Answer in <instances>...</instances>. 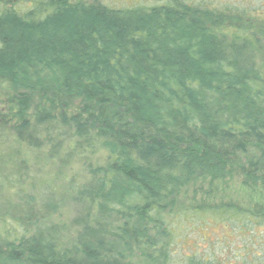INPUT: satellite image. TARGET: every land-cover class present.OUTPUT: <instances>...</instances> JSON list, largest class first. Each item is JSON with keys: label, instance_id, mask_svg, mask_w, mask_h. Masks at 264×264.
Instances as JSON below:
<instances>
[{"label": "trees", "instance_id": "obj_1", "mask_svg": "<svg viewBox=\"0 0 264 264\" xmlns=\"http://www.w3.org/2000/svg\"><path fill=\"white\" fill-rule=\"evenodd\" d=\"M10 1L0 0V131L46 164L18 154L0 169V189L22 192L0 198V223L12 219L0 264H173L188 215L249 231L255 248L240 262L264 264L254 238L264 206L182 200L207 178L264 176V19H251L264 11L27 0L21 12ZM55 165L59 194L45 180ZM184 264L213 263L195 253Z\"/></svg>", "mask_w": 264, "mask_h": 264}, {"label": "rangeland", "instance_id": "obj_2", "mask_svg": "<svg viewBox=\"0 0 264 264\" xmlns=\"http://www.w3.org/2000/svg\"><path fill=\"white\" fill-rule=\"evenodd\" d=\"M102 5L110 9L127 10L133 8L151 7L158 0H98ZM196 1V0H195ZM211 6L222 4H232L234 7L243 11H264V0H203ZM17 9L21 12H27L30 8L27 0H11ZM10 6V3L8 4ZM264 19V15L251 16V19L258 20ZM254 24H256L254 22ZM0 100H4L0 97ZM3 105L0 103V110H3ZM8 132L0 131V169L3 174L8 175L12 172L11 168L15 166L14 161L16 156L22 155L26 157V164L33 162L39 158H35L34 154H27V150L21 148L18 152L16 148H12L10 144ZM12 140V139H11ZM33 160V161H32ZM40 163L46 164L44 155L41 157ZM38 167V166H37ZM30 179L39 180V169L29 168ZM28 171V169H27ZM53 173L50 176H45V180L56 182L57 193L64 192L66 190V182L59 181L57 165L55 167H49L47 172ZM57 177V181H55ZM258 178V179H257ZM256 179L245 180L241 178L237 172H229L226 176L221 178L202 180L196 187L188 189L185 196L182 198L186 206L206 204H220V203H235L244 209H251L256 205L264 206V176L257 177ZM51 184V182H47ZM1 184H7L4 180ZM34 186H36V181ZM31 186H28L30 189ZM38 189V188H37ZM25 192H28L24 189ZM38 192V191H37ZM20 192L19 188H14L13 184L10 187L4 185L0 189V198L15 199ZM61 220H65L64 217H59ZM6 223L0 227L5 230L7 224L11 225V215L7 216ZM187 223L183 220L178 222L175 232V242L173 244V264H184V260L187 256L196 255L210 259L214 264H241L240 257H242L247 251H252L255 248L252 233L245 230V233L241 234L234 230V228L226 229L222 222L218 219L211 220L208 216L198 219L197 216H186ZM218 221V222H217ZM2 230V231H3ZM260 237H254L256 243L260 246H256L257 251L261 249V244H264V228L259 230ZM261 251V250H260Z\"/></svg>", "mask_w": 264, "mask_h": 264}]
</instances>
